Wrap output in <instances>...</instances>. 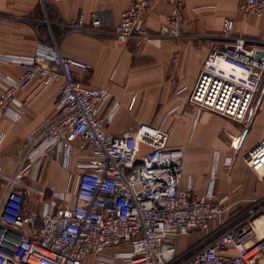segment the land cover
Instances as JSON below:
<instances>
[{"label": "built area", "instance_id": "2783aa9c", "mask_svg": "<svg viewBox=\"0 0 264 264\" xmlns=\"http://www.w3.org/2000/svg\"><path fill=\"white\" fill-rule=\"evenodd\" d=\"M59 1L39 3L47 13ZM155 1L132 0L116 22L93 11L89 24L80 15L62 26L100 33L112 25L121 44L132 38L144 44L182 37L186 0H163L171 11L157 32L150 33L144 15ZM238 10L263 16L264 0H240ZM51 38L50 43H38L31 55L0 53V63L23 69L18 80L2 81L0 116H19L14 109L19 104L16 93L37 78L60 83L53 116L32 131L27 146L31 153H42L56 143L68 148L78 143L82 158L77 164L75 200L60 205L58 200H68L69 194L54 193L38 217L26 208L24 192L16 188L25 185L9 179L0 199V264H88L91 254L95 264H115L117 259L128 264H264V196L196 249L177 253L178 235L207 229L230 205L226 199H216L213 182L201 195L183 186L185 152L169 146L168 131L141 123L109 132L102 107L113 117L118 102L107 89L78 80L77 71L89 72L92 64L64 56ZM222 38L227 41L212 47L190 102L242 122L264 90V58L255 56L264 43L248 47L247 39L233 35L231 19L225 20ZM172 61L176 63L178 55ZM243 158L264 181V137ZM230 163L231 159L225 162ZM107 248L118 249L108 254Z\"/></svg>", "mask_w": 264, "mask_h": 264}, {"label": "crops", "instance_id": "0c3cea01", "mask_svg": "<svg viewBox=\"0 0 264 264\" xmlns=\"http://www.w3.org/2000/svg\"><path fill=\"white\" fill-rule=\"evenodd\" d=\"M131 1L60 0L49 9L47 17L57 32L53 36L60 52L93 66L89 72L78 70L77 79L85 85L107 89L118 102L113 117L109 109L102 107L107 130L117 132L148 123L168 131L169 146L185 152L183 186L201 195L213 182L216 199H226L230 205L207 229H195L175 238L177 253L182 254L199 247L206 237L230 224L264 196V181L243 158L264 137V90L242 122L190 102L212 47L227 41L222 38L225 20L233 21V35L244 37L248 47H255L258 42L264 43V15H242L238 10L240 0H186L182 9L183 36L144 44L134 38L123 44L117 42L112 25L100 33L62 26L80 15L89 24L93 11L116 22ZM38 2L0 0V53L31 55L38 43L52 41L50 35H38L26 20ZM170 11L169 3L156 0L144 15L147 31L157 32ZM175 55L176 63L172 61ZM22 72L18 64L0 63V93L3 80L16 81ZM59 88V82L37 78L16 93L19 104L14 109L19 116H0V199L8 189L9 179L17 178L25 185L16 188L24 192L26 208L38 217L54 193L69 194L68 200H58L60 205L74 202L77 164L82 158L77 142L71 148L56 143L42 153H31L27 146L32 131L44 118L53 116ZM227 159H231L230 165L225 164ZM117 249L107 248L105 252L113 254ZM86 261L95 264L94 255H88ZM115 264L128 263L117 259Z\"/></svg>", "mask_w": 264, "mask_h": 264}, {"label": "rangeland", "instance_id": "374dc122", "mask_svg": "<svg viewBox=\"0 0 264 264\" xmlns=\"http://www.w3.org/2000/svg\"><path fill=\"white\" fill-rule=\"evenodd\" d=\"M47 9L48 11L45 13L44 7L38 2L33 11L26 16V20L34 26L38 35H50L52 37V35H57V32H55L54 26H50L51 22L48 21L47 17L49 7ZM39 13H42V15L39 16Z\"/></svg>", "mask_w": 264, "mask_h": 264}, {"label": "water", "instance_id": "95a60500", "mask_svg": "<svg viewBox=\"0 0 264 264\" xmlns=\"http://www.w3.org/2000/svg\"><path fill=\"white\" fill-rule=\"evenodd\" d=\"M260 44V43H259ZM262 45V44H261ZM255 56L257 58L263 59L264 58V49L258 48L255 50Z\"/></svg>", "mask_w": 264, "mask_h": 264}, {"label": "bare ground", "instance_id": "6f19581e", "mask_svg": "<svg viewBox=\"0 0 264 264\" xmlns=\"http://www.w3.org/2000/svg\"><path fill=\"white\" fill-rule=\"evenodd\" d=\"M257 225H258V229H261V228H262V223H261V221H258V222H257Z\"/></svg>", "mask_w": 264, "mask_h": 264}]
</instances>
